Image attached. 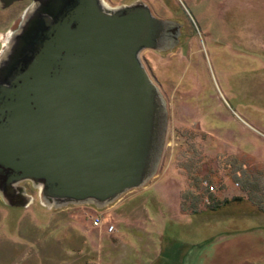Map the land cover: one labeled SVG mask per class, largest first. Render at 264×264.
Instances as JSON below:
<instances>
[{
  "label": "rangeland",
  "instance_id": "1",
  "mask_svg": "<svg viewBox=\"0 0 264 264\" xmlns=\"http://www.w3.org/2000/svg\"><path fill=\"white\" fill-rule=\"evenodd\" d=\"M139 1L179 26L140 53L166 101L156 174L103 208H46L22 181L27 206L0 196V264H264V0Z\"/></svg>",
  "mask_w": 264,
  "mask_h": 264
},
{
  "label": "water",
  "instance_id": "2",
  "mask_svg": "<svg viewBox=\"0 0 264 264\" xmlns=\"http://www.w3.org/2000/svg\"><path fill=\"white\" fill-rule=\"evenodd\" d=\"M40 3L0 54V196L25 207L30 181L46 208H103L157 172L166 101L140 53L179 26L142 1Z\"/></svg>",
  "mask_w": 264,
  "mask_h": 264
},
{
  "label": "flooded vegetation",
  "instance_id": "3",
  "mask_svg": "<svg viewBox=\"0 0 264 264\" xmlns=\"http://www.w3.org/2000/svg\"><path fill=\"white\" fill-rule=\"evenodd\" d=\"M41 1L42 0H0V33L5 32L12 26L14 27L13 29H11L13 30V32L10 33L13 35L7 37L6 47L11 46L15 34L17 33V31L21 29V27H23V24H20L19 22L15 24L16 21L15 19L18 17V15L24 13L23 17H25L31 15L33 12L34 13L39 12L41 14L40 11V9L42 8L40 3ZM155 16L158 17L157 15Z\"/></svg>",
  "mask_w": 264,
  "mask_h": 264
},
{
  "label": "built area",
  "instance_id": "4",
  "mask_svg": "<svg viewBox=\"0 0 264 264\" xmlns=\"http://www.w3.org/2000/svg\"><path fill=\"white\" fill-rule=\"evenodd\" d=\"M210 190H213V187L210 186ZM93 222L95 225H98L99 222L101 223V218L96 217ZM107 230L110 232L112 230V225H110Z\"/></svg>",
  "mask_w": 264,
  "mask_h": 264
},
{
  "label": "trees",
  "instance_id": "5",
  "mask_svg": "<svg viewBox=\"0 0 264 264\" xmlns=\"http://www.w3.org/2000/svg\"><path fill=\"white\" fill-rule=\"evenodd\" d=\"M184 166H185V165H184ZM209 186L213 187L212 185H209ZM219 205H220V203L215 202V204L213 205V208L218 207Z\"/></svg>",
  "mask_w": 264,
  "mask_h": 264
}]
</instances>
